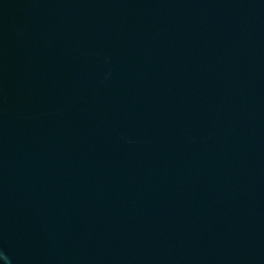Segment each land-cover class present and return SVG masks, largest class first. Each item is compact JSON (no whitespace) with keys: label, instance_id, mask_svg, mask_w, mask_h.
I'll return each mask as SVG.
<instances>
[{"label":"water","instance_id":"obj_1","mask_svg":"<svg viewBox=\"0 0 264 264\" xmlns=\"http://www.w3.org/2000/svg\"><path fill=\"white\" fill-rule=\"evenodd\" d=\"M0 264H264V0H0Z\"/></svg>","mask_w":264,"mask_h":264}]
</instances>
